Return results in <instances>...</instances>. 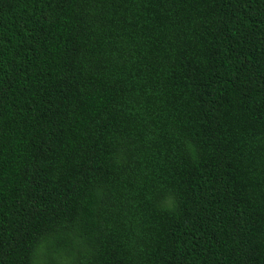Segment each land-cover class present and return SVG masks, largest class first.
<instances>
[{"label": "trees", "instance_id": "1", "mask_svg": "<svg viewBox=\"0 0 264 264\" xmlns=\"http://www.w3.org/2000/svg\"><path fill=\"white\" fill-rule=\"evenodd\" d=\"M0 264H264V0H0Z\"/></svg>", "mask_w": 264, "mask_h": 264}]
</instances>
